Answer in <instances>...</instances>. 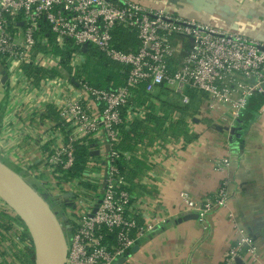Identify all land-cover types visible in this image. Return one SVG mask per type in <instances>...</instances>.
<instances>
[{
    "label": "built area",
    "instance_id": "built-area-1",
    "mask_svg": "<svg viewBox=\"0 0 264 264\" xmlns=\"http://www.w3.org/2000/svg\"><path fill=\"white\" fill-rule=\"evenodd\" d=\"M157 1L159 6L140 0H0V86L7 83L14 92L22 88L33 98L31 103L41 104L43 112L52 106L59 116L51 127L46 141L51 149L41 166L46 186L38 190L31 185L46 194L50 203L67 201L64 192L69 193L71 207L62 219L70 227L66 264H116L129 257L154 229L153 223L138 225L141 212L135 208L137 198L119 164L125 156L119 150L124 140L122 127L127 131L151 114L147 104L139 103V92L152 103L157 92L168 89L187 106L191 103L187 91L194 90L201 95L206 110L219 116L215 125L220 122L229 130L254 95L264 96L263 41L176 13L167 9L173 6L170 0ZM44 23L55 37L54 44L44 33ZM117 29L135 33L136 51L117 48ZM40 45L49 51L53 47L72 50L71 71L66 70L61 56L41 52ZM84 46L127 68L125 84L106 91L77 78V69L86 62ZM26 65L55 69L59 74L36 83L23 71ZM1 70L8 75L5 84ZM155 111L168 127L182 118L176 110L168 118L161 106ZM258 115L264 118V104ZM93 143L104 150L101 164L90 163L78 178L66 177L74 166L76 146ZM10 154L2 151L0 159L5 162ZM229 164V159H222L217 169L224 172ZM86 183H95L97 191L85 192ZM229 186L230 180L224 178L211 197L197 201L188 192H181L179 198L185 211L197 214L205 224L216 211L228 208ZM0 212L9 216L16 244L29 255L33 244L23 222L2 200ZM108 233H116L115 246H110ZM242 263L262 264L261 255L254 239L234 224V243L222 264Z\"/></svg>",
    "mask_w": 264,
    "mask_h": 264
},
{
    "label": "crops",
    "instance_id": "crops-1",
    "mask_svg": "<svg viewBox=\"0 0 264 264\" xmlns=\"http://www.w3.org/2000/svg\"><path fill=\"white\" fill-rule=\"evenodd\" d=\"M140 1L159 6L157 0ZM223 1L200 0L195 7V2L190 5L192 1L187 0L185 12L173 3L167 9L194 14L200 21L233 30L235 25L227 23L230 17L233 23L239 24L238 31L236 28L234 31L264 42V23L254 21L250 15V18L222 17ZM238 1L241 5L238 3L236 10L253 14L263 7L264 13V2ZM229 12L233 13V9ZM72 83L77 87L74 80ZM141 94L144 93L139 92L137 99L140 104L148 105L151 110L148 117L157 118L154 113L159 106L168 118L173 111H179L172 108L171 103H181L180 98L168 89L157 92L152 103ZM31 99L22 88L14 92L7 83L5 87L0 86V106L4 104L0 153L10 151V159L5 162L30 184L42 188L47 181L41 166L51 149V143L46 141L57 119L49 115L48 109L43 112L41 104H34L35 100L31 103ZM164 101L168 105H164ZM196 105L195 112L190 110L180 118L179 122L183 119L186 123L185 127L178 124L179 129L185 128L183 131L175 132L176 125L168 127L163 118L162 129L156 131L155 123L147 118L136 121L142 124L138 133L146 126L151 127L146 137L131 135V149H126L127 141L123 140L120 146L125 155L122 171L130 192L137 198L135 208L141 212L138 225L153 223L155 226L129 257L116 264H222L234 243V224L244 228L254 239L264 264V118L257 113L254 120L244 121L242 115L229 130L220 122L215 125L219 116L210 114L202 102ZM90 147L93 149L85 171L92 162L100 165L104 152L95 143ZM222 159L230 161L224 172L217 169ZM224 178L230 180L228 208L216 211L205 224L199 219H186L191 214L185 211L180 193L188 192L194 200L201 201L214 195ZM95 191V183H86L85 192ZM11 227L9 216L0 212V264H34V259L19 249Z\"/></svg>",
    "mask_w": 264,
    "mask_h": 264
},
{
    "label": "trees",
    "instance_id": "trees-1",
    "mask_svg": "<svg viewBox=\"0 0 264 264\" xmlns=\"http://www.w3.org/2000/svg\"><path fill=\"white\" fill-rule=\"evenodd\" d=\"M43 30L45 34H48L46 37L48 38L49 42L51 44H54L55 37L50 32V28L44 23L43 24ZM115 40H116V46L118 49L130 52V51H136L138 47V41L136 39L135 33H132L128 30L124 29H117V31L114 34ZM38 49L41 52H51L54 55H59L63 59V65L66 67V70L71 71V68L68 66V63L72 57V50H61L58 47H53L50 51L43 48L41 45L38 47ZM86 62L77 69V78H84L91 86L96 87L98 89L106 90V91H114L118 89L119 87L123 86L125 84V80L127 77V71L128 69L122 66H119L117 64L112 63L109 59H107L100 51L93 47H88L86 49ZM23 71L28 77L35 78L36 83L40 82L42 79L46 77H57L59 72L55 69H52L50 71L38 68L36 66L32 65H26L23 67ZM165 91V89H162ZM188 95L191 98V103L187 106L181 105L178 101H175L171 103V107L178 109L183 117L187 114L188 111L195 112L198 105L197 103H201V95H199L194 90H188ZM143 97H147V95L141 94ZM199 101V102H198ZM164 105L166 102H163ZM264 104V96L260 94L254 95L248 103L247 109L243 113L244 121H252L256 118L257 113L259 109ZM170 107V106H169ZM49 115L59 120V116L57 114V111L52 107L49 106L48 108ZM4 113V104L0 106V120ZM126 113L123 112V117L125 118ZM149 121L155 123V130L160 131L162 129V119L157 116V118L148 117ZM183 120V119H182ZM181 122H178L176 127L174 128L175 132L183 131L185 128L179 129V125H183L182 127H185V121L183 120ZM179 124V125H178ZM142 124H137L136 122L131 124L130 130L126 131L124 126L122 127L123 131V137L124 140L127 141L126 143V149H131L133 143L132 139L130 138L131 135L136 134L139 135V137H146L152 130L150 126H146L142 129V133H138V130L141 129ZM173 125V126H174ZM137 132V133H136ZM130 139V140H129ZM121 146V145H120ZM119 146V150H121V147ZM90 146L86 145H77L76 146V153H75V162L73 168L66 173V177L69 179L71 178H78L80 177L86 170V164L87 160L90 158ZM121 169L122 168V160L119 162ZM18 172V171H17ZM38 190H40L38 188ZM139 221V220H138ZM108 241L110 246H115L117 244V235L116 233H108ZM31 259H34V252L33 249L29 253Z\"/></svg>",
    "mask_w": 264,
    "mask_h": 264
},
{
    "label": "water",
    "instance_id": "water-1",
    "mask_svg": "<svg viewBox=\"0 0 264 264\" xmlns=\"http://www.w3.org/2000/svg\"><path fill=\"white\" fill-rule=\"evenodd\" d=\"M181 0H170L177 4ZM185 4V3H184ZM88 46H84L85 53ZM5 84L8 75L2 72ZM0 200L9 206L25 225L31 238L34 264H66L69 249V223L54 211L46 194L37 191L21 174L0 159ZM96 205L94 212L97 211ZM186 219H199L191 214Z\"/></svg>",
    "mask_w": 264,
    "mask_h": 264
},
{
    "label": "rangeland",
    "instance_id": "rangeland-1",
    "mask_svg": "<svg viewBox=\"0 0 264 264\" xmlns=\"http://www.w3.org/2000/svg\"><path fill=\"white\" fill-rule=\"evenodd\" d=\"M190 1H192V4H190V5H193L194 4V2H195V7H198V4L200 3V0H190ZM257 2H260V3H263L264 2V0H256ZM181 2L182 3H180V1L176 4V7H177V9L178 10H180V11H187L186 9H187V7L185 6V4L184 3H186L187 2V0H181ZM238 3H240V5H241V1L239 2L238 0H224L223 1V4H222V11H221V14H223L222 15V17H225L226 18V16L225 15H228V16H231V17H234V16H236V15H238V18L240 17V18H245V17H248V18H250L249 17V15L252 17V19L254 20V21H256L257 19L261 22V23H264V13H262V10H263V7H262V10L260 11L259 9V11H256L255 10V12L253 13V14H249V13H245V12H242V10L241 9H239V10H236L237 9V6H238ZM228 4V5H227ZM231 9H233V13H230L229 11L231 10ZM235 11V12H234ZM258 12V13H257ZM187 15H189V17H191V18H195V19H198L194 14H187ZM204 22V21H203ZM227 23H232V25H235V30H237L238 31V27H237V25H239L238 24V22L237 21H234V23H233V21H231L230 20V17L228 18V20H227ZM233 29V30H234ZM242 30L243 31H245V28H243L242 27ZM241 29L239 30V31H242ZM242 31V32H243ZM81 62V61H80ZM67 194H69V193H65L64 192V195L66 196V200L68 201V202H71V200H70V197L67 195ZM70 200V201H69Z\"/></svg>",
    "mask_w": 264,
    "mask_h": 264
},
{
    "label": "flooded vegetation",
    "instance_id": "flooded-vegetation-1",
    "mask_svg": "<svg viewBox=\"0 0 264 264\" xmlns=\"http://www.w3.org/2000/svg\"><path fill=\"white\" fill-rule=\"evenodd\" d=\"M54 205V211L56 213H58V216L61 218V219H64L65 218V214L68 210V208L71 207V202H68V201H63V202H57V201H52V203Z\"/></svg>",
    "mask_w": 264,
    "mask_h": 264
}]
</instances>
